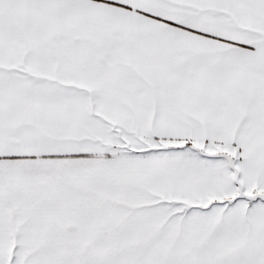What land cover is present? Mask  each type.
<instances>
[{
	"label": "snow or ice",
	"instance_id": "1",
	"mask_svg": "<svg viewBox=\"0 0 264 264\" xmlns=\"http://www.w3.org/2000/svg\"><path fill=\"white\" fill-rule=\"evenodd\" d=\"M0 264H264V0H0Z\"/></svg>",
	"mask_w": 264,
	"mask_h": 264
}]
</instances>
